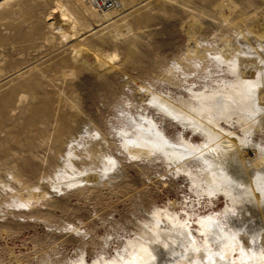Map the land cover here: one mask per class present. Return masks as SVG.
Here are the masks:
<instances>
[{"label": "rangeland", "instance_id": "obj_1", "mask_svg": "<svg viewBox=\"0 0 264 264\" xmlns=\"http://www.w3.org/2000/svg\"><path fill=\"white\" fill-rule=\"evenodd\" d=\"M0 37V81L18 77L25 97L0 116V264H127L142 227L161 235L147 264H170L179 243L213 239L208 218L238 238L255 229L264 252L263 212L211 198L155 143L201 145L173 117L199 97L229 106L220 129L264 146V112L247 131L225 94L252 81L264 107V0H123L104 17L81 0H0Z\"/></svg>", "mask_w": 264, "mask_h": 264}, {"label": "bare ground", "instance_id": "obj_2", "mask_svg": "<svg viewBox=\"0 0 264 264\" xmlns=\"http://www.w3.org/2000/svg\"><path fill=\"white\" fill-rule=\"evenodd\" d=\"M81 1L87 7H90V10H92V14L99 17H104L106 13L117 8L118 1L120 3V1L123 0H114V5L112 3V5L108 8L104 6L103 8L107 10L102 11H97L92 4L85 2L84 0ZM76 4H78V2H76ZM29 14L32 13L29 11L27 13L21 14V19L16 25L17 31L20 24L28 19ZM40 34H42V32H40L37 28H33L29 32V34L26 35L25 39L31 40L34 37L39 36ZM2 40L3 38L0 37V41ZM68 61L69 60L65 58V60L62 61L63 65L69 66ZM18 80V77H14L13 79H9L8 81H5L4 79L0 81V116H6V118L13 117V112L19 109L21 104L23 103L25 97L22 95L18 96V92L21 87H23V84L22 82L16 83V81ZM255 81L257 83L262 81L264 82V76L263 78H258ZM243 84L246 85V88L244 86H241ZM241 85H238L237 88L232 87V89H229V91L227 90L228 92H226L225 94L230 100V104H234V108H238V111L243 113H240L237 116L236 122H243L245 125L244 128L247 130L248 128H251L255 125L251 117L249 116L260 115L264 112V107L255 104L251 92L248 90L249 87L253 86L252 81H243ZM193 100L180 102V105L175 108L173 117L184 128L187 127L191 129L192 132H195L202 136L203 142L201 143V145L194 146L189 142H184L182 147H173L174 145L170 146L168 141L164 140L162 137H159L158 134L157 138L154 136L156 138V146L159 147L158 150L161 151V154L164 153L166 155V157L177 167L179 172L186 173L187 176L190 175L194 185H202L203 191L208 196H211V198L215 194H226V196H228L232 192L239 197V200L237 199L238 201H240V197L244 200L245 198L249 199L247 202L248 204L250 203V205L253 204V208H249L250 205H247L245 206V209L249 210L252 215L256 214L257 208L260 209L264 215V146H261L260 144L248 138H239L237 136H234L231 133H227L228 131H223L222 129H220V126L218 127L219 119H230V117L232 116L230 113H225L229 109V106H225L223 110L220 109L216 112L217 114H213V112L211 113L210 111L208 103L206 104L203 102L204 98L196 97L195 101ZM230 107L233 106L231 105ZM218 114H222L223 117L221 118ZM247 131L245 132L247 133ZM248 135L246 136L248 137ZM146 139L147 138H145V140ZM147 141H149V139ZM192 161H198L200 163V166H202L199 172L195 175H193L191 173V170H189L190 168L188 169L187 167V163ZM230 196H228L229 199ZM157 216L158 218L160 217L159 214H157ZM165 217L167 219H170L167 216ZM173 221L174 220L170 222L173 223ZM214 222V219L208 218L206 220H201L198 223L200 226L199 233L206 235L208 231H212L213 239H211V241L206 239L203 244L199 245L196 239L194 237H191L190 242H192V244L186 240L185 241L186 243L188 242V245L179 243L178 249L183 248V250L181 251L177 249V253L180 251L181 252L172 259V262L170 264H264V252H261L263 235H258V231H255V229H251L248 232H245L246 234L240 238L235 237L234 235L230 236V233L228 234V236L224 232L222 226L219 223ZM256 227L258 226L256 225ZM262 232L263 231H261V234ZM154 236V231H149L145 227H142V229L138 233V239L141 242V244L139 243L140 246L138 248V251L134 253L136 251L135 249L133 252L134 254H132L130 258L128 257L129 259L124 262H126L127 264H147L150 261V256L152 255H150V251L145 244L151 245V243L155 241V237H161V235L159 236V234L158 236ZM173 250L174 249L170 251ZM174 253L175 251L173 252V254ZM235 255H237V258H235Z\"/></svg>", "mask_w": 264, "mask_h": 264}, {"label": "built area", "instance_id": "obj_3", "mask_svg": "<svg viewBox=\"0 0 264 264\" xmlns=\"http://www.w3.org/2000/svg\"><path fill=\"white\" fill-rule=\"evenodd\" d=\"M84 1L92 4L97 11L107 10L103 7L105 6L106 8H108L112 5V3L113 5L115 4L114 0H84Z\"/></svg>", "mask_w": 264, "mask_h": 264}]
</instances>
